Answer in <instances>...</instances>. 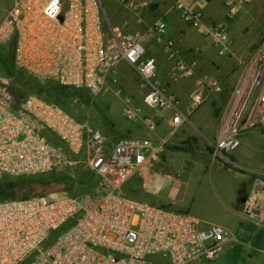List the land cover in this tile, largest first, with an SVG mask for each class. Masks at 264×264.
I'll return each mask as SVG.
<instances>
[{
    "label": "built area",
    "instance_id": "built-area-1",
    "mask_svg": "<svg viewBox=\"0 0 264 264\" xmlns=\"http://www.w3.org/2000/svg\"><path fill=\"white\" fill-rule=\"evenodd\" d=\"M117 1L129 9L137 6L135 0ZM206 1L171 0L170 9L199 27L202 12L197 6ZM247 1L222 0L229 17ZM151 31L158 37L165 35L161 16ZM201 32L219 55L229 52L224 22L204 25ZM0 42L13 43L17 65L38 79L92 97L121 94V66L128 65L145 107L173 109L171 132L188 121L201 101L202 87L220 90L219 78L197 77L187 110L181 111L168 84L157 78L155 60L145 56L140 35L110 21L102 0H13L0 21ZM259 45L262 51L249 71L248 91L242 93L237 86L222 117L223 134L215 143L218 151L229 153L240 145V134L247 127L244 113L257 88L255 118L264 122V34ZM164 51L173 63L172 82L194 74V63L180 56L172 40L164 41ZM123 102L127 120L155 129L156 119L143 114L130 96L124 95ZM160 147L159 141L143 136L118 137L110 147L104 132L74 118L56 102L35 93L16 100L9 84L0 81V174L65 172L82 158L95 178L88 189L67 195L49 190L0 199V264H22L27 259V264H202L215 260L230 236L227 227L202 223L188 211L136 200L121 191ZM263 210L264 177H256L242 211L256 219Z\"/></svg>",
    "mask_w": 264,
    "mask_h": 264
},
{
    "label": "crops",
    "instance_id": "crops-1",
    "mask_svg": "<svg viewBox=\"0 0 264 264\" xmlns=\"http://www.w3.org/2000/svg\"><path fill=\"white\" fill-rule=\"evenodd\" d=\"M136 2L140 9L134 13L133 18L123 15L120 21L116 22L125 32L140 35L145 56L155 60L157 78L168 84L169 91L178 99L181 111L187 110L189 96L196 89L197 77L211 75L219 78L221 85L219 91L207 85L202 87L199 90L200 103L188 115V121L183 122L174 132L170 129L174 112L172 108L153 111L142 103L143 106H140L143 108V114L156 119L155 129L148 130L140 121L123 124L119 120V129L127 133L118 137L143 136L159 141L161 147L157 154L162 150H166L165 153L176 151L177 160L167 163V168L172 173L164 175L171 179L172 187L194 188L208 178L207 184L216 196L213 199L222 208L220 212L227 210L231 213L229 217L233 223L227 224L230 219L225 224L224 219L222 221L206 219L207 216L202 211L191 208L184 193L172 199H158L157 202L154 200L155 203L188 211L197 216L202 223L216 222L229 229L230 236L224 243L226 252L230 251L229 260L215 259L208 263L264 264V210L258 218L253 219L246 215L240 206H236L240 189H244L247 194L253 179L264 177V122L257 121L255 111L246 113L247 127L240 134V145L229 153L218 151L215 147L216 141L223 134L222 117L227 110L232 92L237 86H240L242 93L248 91L249 71L254 67L256 58L262 51L257 32L264 26V0H248L232 17L227 15L222 0H207L197 6L202 12L199 27L192 26L178 11L170 9L171 0ZM158 16L166 23V33L161 37L151 31V26ZM216 22L226 24L230 48L225 55H219L216 47L211 45L201 32L204 25ZM167 39L173 41L178 53L186 62L194 63L193 75L177 82L170 80L169 72L173 63L164 51V41ZM132 71L126 64L121 66L119 86L125 91H131L133 88L129 83ZM261 79L264 86V68ZM258 91L259 88L254 89L251 97L254 94L256 97ZM134 103L139 105L135 101ZM211 140L214 143L210 148L205 142L211 144ZM154 158L155 156L150 159ZM164 159L168 161L170 158L166 155ZM242 203L241 198L239 205ZM240 218H249L253 224L236 227Z\"/></svg>",
    "mask_w": 264,
    "mask_h": 264
},
{
    "label": "rangeland",
    "instance_id": "rangeland-1",
    "mask_svg": "<svg viewBox=\"0 0 264 264\" xmlns=\"http://www.w3.org/2000/svg\"><path fill=\"white\" fill-rule=\"evenodd\" d=\"M102 2L109 20L115 22L117 25V22L120 21V18L123 15L127 17L131 16L130 19H132L134 13L140 9L139 5L133 9L126 8L117 0H102ZM11 3L12 0H0V21ZM116 20L118 21L116 22ZM263 34L264 26L260 27L257 32V36L261 38ZM8 67L23 69L15 62L14 51L11 50V46L0 42V81H4L10 85L14 82L8 75ZM25 72L29 77L35 78L41 83L50 81L46 79H38L29 72ZM130 77L129 83L133 85V88L131 91H125L120 86L121 94L109 93L104 96L92 97L82 91L81 93L76 92L74 94L62 95L58 99L47 96L46 94L43 95L49 97V99L56 102L59 106H62L74 118L85 121L91 126L104 132L107 137V145L111 147L118 136L127 133V131H121L119 129L118 125L120 121H122L123 124L130 123L122 113L124 103L123 96H130L132 100L134 99L133 101L139 104V106H143L141 101L142 94L138 90L137 78L133 71L130 74ZM13 86L17 87V84L14 83ZM26 92H28V90H23V93ZM255 102L256 97L254 94L249 100L244 113L245 115L248 112L250 113L252 110L254 111ZM142 125L144 124L142 123ZM211 142V144L205 142V145H208L211 148L214 143L213 140H211ZM165 151L166 150L160 151L157 155H155L154 159H149L144 163V165L137 169L135 173L123 184L121 188L122 192L136 200L148 203H155L158 199H172L184 193V197H188L191 208L202 211L207 216L205 218L208 220L222 221L224 219L225 224L226 221L231 218L229 217L231 213L227 210H222L220 212V209L222 208L220 204L213 199V197L215 198L216 196L207 184L208 178L204 179L200 185H197L194 188L172 187L171 179L164 175L172 173L170 169L167 168V163L177 160L178 154L176 151H169V153H165ZM166 155L170 158L169 160L166 159L168 161H165L164 159ZM79 160V163L70 168V171L68 169L65 172L54 171L44 174L31 175L30 177L34 179L35 193L38 194L49 190H56L60 195H67L88 189L94 183V174L84 164V160L82 158ZM19 177L21 176L0 174V190L10 185L14 179H18ZM240 195L241 193L238 194L236 206H240L242 209V205H239ZM230 223H233L232 219L227 222V224ZM251 224L253 223L249 218H240L238 223H236V227H246ZM228 254L230 255V251L226 252V247H224L223 250L217 254L216 259L224 260L227 258L229 260ZM202 264L210 263L203 262Z\"/></svg>",
    "mask_w": 264,
    "mask_h": 264
},
{
    "label": "trees",
    "instance_id": "trees-1",
    "mask_svg": "<svg viewBox=\"0 0 264 264\" xmlns=\"http://www.w3.org/2000/svg\"><path fill=\"white\" fill-rule=\"evenodd\" d=\"M9 46H11V50L14 51L13 43H10ZM8 75L13 79V82L17 84V87L13 86L14 83L9 85V88L12 91L16 100H21L28 93H35L45 99L51 100L47 96L55 97L56 99H58L62 95H69L74 94L76 92H82L74 90L72 88L61 86L53 81L41 83L35 78L29 77L23 69H14L13 67L9 68ZM23 90H28V92L23 93ZM43 94H46L47 96H44ZM56 143L63 145L58 141H56ZM239 193H241L239 197V200L241 201V198L246 196V192H244V189H240ZM33 194H36L34 191V179L30 176H21L18 179H14V181H12L10 185L0 190V199L4 200L28 197ZM28 262L29 259L25 260L22 264H27Z\"/></svg>",
    "mask_w": 264,
    "mask_h": 264
},
{
    "label": "water",
    "instance_id": "water-1",
    "mask_svg": "<svg viewBox=\"0 0 264 264\" xmlns=\"http://www.w3.org/2000/svg\"><path fill=\"white\" fill-rule=\"evenodd\" d=\"M242 201L244 202L245 201V198H242Z\"/></svg>",
    "mask_w": 264,
    "mask_h": 264
},
{
    "label": "clouds",
    "instance_id": "clouds-1",
    "mask_svg": "<svg viewBox=\"0 0 264 264\" xmlns=\"http://www.w3.org/2000/svg\"><path fill=\"white\" fill-rule=\"evenodd\" d=\"M58 11H59V10L57 9V14H58Z\"/></svg>",
    "mask_w": 264,
    "mask_h": 264
}]
</instances>
